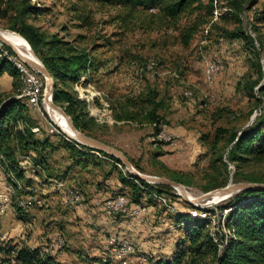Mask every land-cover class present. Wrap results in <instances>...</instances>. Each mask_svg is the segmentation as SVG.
<instances>
[{"label": "trees", "instance_id": "1", "mask_svg": "<svg viewBox=\"0 0 264 264\" xmlns=\"http://www.w3.org/2000/svg\"><path fill=\"white\" fill-rule=\"evenodd\" d=\"M219 3L225 8V12L219 13L216 20H212V13ZM251 3L252 0H249V6H245L244 0H70L68 9L72 12V18L77 21L76 27H84L93 23L91 10L87 4L113 7L118 12L110 18V22L117 21L119 28L128 30L132 27L142 32L176 31V37L182 46H186L203 26H207V32L216 30L222 37L240 39L243 49L253 58L252 71L241 82L238 81L235 87L246 90L254 97L258 103L256 114L239 127L225 126V129L217 127L209 148L213 150V146H216L219 140L217 134L221 130L226 132L228 144L226 161L234 166L232 182L264 183L261 176L243 174L239 171L250 160L264 157V82L255 89L262 74L258 46L239 26L241 13L250 8ZM47 11L46 7L36 6L29 0H0V26L16 32L27 42L34 56L53 79L52 102L70 117L73 126L79 132L96 138L92 129L104 126L100 122L109 114L106 112L108 103L99 93L80 90L76 86L93 82L94 76L105 64L96 60L92 49L80 48L58 32L47 36L39 26L28 21L29 17ZM217 20L223 22L232 20L234 27L232 29L219 27ZM262 45L264 46V41ZM1 48L9 55H15L6 45L1 44ZM2 73L11 77L12 91L0 92V169L7 180L12 176L27 188L30 180L24 176V170L19 164L20 159L28 157L34 173L39 176L44 172L48 177L50 174L47 171V159L57 145H53L49 140L48 132H45L48 134L40 130L37 134L31 132L30 127L35 121L29 115V105L24 99L14 97L18 90L15 80L20 79V71L0 50V76ZM177 73L180 74V71L177 70ZM158 93L153 86L145 85L139 95L122 98V102L118 103V109L117 106L112 107L110 114L116 121L148 124L152 130L151 135L157 137L160 133V123H165L163 115L158 112L163 108L162 98ZM236 115L230 114L229 117L233 119ZM219 117L220 115L212 117V121L216 122ZM39 134L42 135L38 137ZM59 143L75 157L89 155L88 151L93 150L81 144L74 145L72 141L59 139ZM98 154L120 164L112 155L101 151ZM130 163L140 170L133 162ZM208 166L213 167L212 164ZM121 167L123 168L122 165ZM161 169L165 178L185 184L181 171H168L162 164ZM118 179L128 188L126 192L119 194H123L131 206L139 203L146 205V201L154 202L157 200L155 195L160 196L165 189H170L168 185L151 184L135 178L127 171H124V174L119 173ZM15 183L12 182L14 188ZM225 183L226 179L215 181L206 189L222 187ZM70 187L81 192L75 186ZM186 205L194 207L187 203ZM26 208L12 205L15 215L21 220L24 219ZM224 209L226 212L223 222L220 226L217 221L218 228L215 230H212L204 220L174 212L175 225L181 224V236L174 243L170 258L154 261V264H264V189L244 188L234 192L220 204L201 210L219 220L220 216L216 214ZM98 262L112 263L109 260H101V257ZM0 264L57 263L52 256L39 251L38 248L0 240Z\"/></svg>", "mask_w": 264, "mask_h": 264}, {"label": "rangeland", "instance_id": "2", "mask_svg": "<svg viewBox=\"0 0 264 264\" xmlns=\"http://www.w3.org/2000/svg\"><path fill=\"white\" fill-rule=\"evenodd\" d=\"M29 1L36 6L46 7L48 10L41 15L29 17L28 21L31 24L39 26L47 36L53 32H58L65 39L72 40L76 46L87 48L88 50L92 49V54L96 60L98 62H104V67L94 76L93 82L80 86H76V84L75 86L80 90L85 89L99 93L108 103L106 112L111 111V108L114 106H117L118 109V103L122 102V98L137 96L139 95L138 93L144 90L145 85H149L157 89L159 96L162 98L163 108L158 110L159 114H169L171 112L194 115L209 114L207 120L201 126L202 131H198L199 133L193 139V148L190 150L192 153L184 163L186 170L181 171L183 174L182 179L185 183L184 188L191 198L208 191L209 189L207 190L206 187L215 181L226 179L224 185L235 183L232 182L234 166L232 163L226 161V150L228 148L226 140L227 133L221 130L217 134L219 140L216 146H213V150L209 148V145L211 144L213 135L216 134L215 130L217 127L223 129H225V126L239 127L256 114L258 103L255 102L254 97L248 94L246 90L241 88L236 89L235 87L238 81L241 82L252 71L251 60L253 58L243 49L240 39L222 37L216 30L207 32V26H203L194 34L186 46H182L178 42L176 31L160 30L142 32L132 27L128 30H123L119 28L117 21L110 22V18L118 12L116 8L109 6L101 7L93 4H87V7L91 10L93 23L90 26L76 27L77 21L72 18V12L68 9L70 0ZM244 3L245 6H249V0H244ZM216 6L212 13V20H216L219 13L225 12V8L222 7L221 3ZM182 22L183 19L180 20V23ZM217 22V26L225 29H232L234 27L232 20H228L227 22L217 20ZM239 26L254 40L255 45L258 46V60L261 64L262 74L255 87L256 89L264 82V46L262 45L264 41V0H252L250 8L245 9L241 13V23ZM0 28L2 27L0 26ZM0 50L2 51L1 46ZM10 58L18 60L16 55H10ZM210 59L218 64L219 71L217 74H214V77L211 76L209 78L208 65L210 64ZM11 61L14 64L16 63L15 65L20 71V79L15 80V86L18 90L14 97L24 99L19 96H24L23 81L24 78H27L29 66L27 67L21 61L15 62L13 59ZM144 66L147 67V70L144 69ZM177 70L180 71V74L177 73ZM205 70L206 73H204ZM32 71L39 78L42 84L41 93H44L43 77L36 73V71ZM177 74L180 78H178ZM255 76L253 72V78ZM24 100L29 105V114H35V119L33 120L36 121L33 126L36 127L34 128V132L30 128L32 133H38L40 130L42 133L48 134L44 131L46 122L53 120L55 122L52 121L55 126V131H53L52 136H49V138L53 142L62 139L66 142L72 141L74 144H77L73 140V137L64 130V121L67 127L68 124L62 115L61 117L64 118V121L60 116L53 117L49 114L46 102L39 104V111L34 106H31L27 99ZM186 101L189 102V105L185 103ZM40 114L44 115L41 116ZM230 114L237 115L231 119L229 117ZM216 115H220L216 122L208 121L213 120L212 117ZM37 120L42 125L36 123ZM160 124L165 125L164 123ZM136 128H138L137 124L119 123L101 126L92 130L96 136H103L106 140L115 143L116 141L120 142L119 135L121 132L125 131L130 133L132 132L131 129L135 130ZM145 135L151 136L152 142H155L156 145L166 144L158 141L161 139V131L157 137L156 135H151V133ZM195 144L198 146V149H194ZM60 152L61 150H58L55 156H59ZM209 164H212L213 167H209ZM30 168L31 165H28L23 170L25 175L32 177ZM122 169L124 170V168ZM137 171L145 173L140 170ZM239 171L243 174L264 178V157L259 160H250ZM12 182H16L15 188ZM25 187L21 182L14 180L12 176H10V180H7L0 174V221L1 217L6 218V227H3L1 232L2 234L5 233V237L10 235L9 240L17 238L15 229L17 224H19L12 205L26 208L28 204L27 207L32 205V202H35L33 197H35L34 194L37 193V190H35L34 185L31 187L29 185L27 187L28 189ZM176 190V188L170 187V189H165L160 196L155 195L157 200L154 202L158 206L154 212H150L151 215H155V218L147 225L146 229H148V232L141 237L143 239H139L141 242L145 241V245L146 241L151 244L154 243L155 246L153 247L159 250L156 251V255L166 256V253L173 250L174 243L181 236V224L175 225L176 219L174 212H179L184 215L189 214L190 217L197 218L200 221L204 220L212 230H215L217 228L215 216L208 215L201 209L212 208L226 199H217L214 201V198H209L206 199L207 201H200L197 206L189 207L177 194ZM70 192L78 193L80 202H82L84 197L82 192L69 190L67 195ZM113 197H124V195L118 193L113 195ZM22 199H25V201ZM104 202L105 207L109 201L106 199ZM78 203L79 201H73L71 206ZM143 205L146 208L147 204ZM9 206H11V212L8 210ZM161 207L168 210H164ZM107 211L110 213L109 215L106 212L107 215L111 218L117 215H131L121 214L114 208H109ZM225 212L224 209L216 214L220 216L218 220L220 226L223 222ZM140 215L132 216L139 218ZM154 227L155 229H153ZM24 232V236L29 235L27 230ZM113 237L110 236L107 238ZM119 237H121L119 238L120 240H125V245L132 247L133 252L120 253L119 260L118 254L113 251L114 249L112 247L119 246V239L107 240L101 251V253L104 252L102 254L103 261L109 260L111 262L126 264L127 260L139 257L137 260H142V264H154L152 261L153 256L148 248L152 246L147 245L143 248L135 239H132L128 235H120ZM40 247H37L39 251L47 249V254H49L47 247Z\"/></svg>", "mask_w": 264, "mask_h": 264}, {"label": "crops", "instance_id": "3", "mask_svg": "<svg viewBox=\"0 0 264 264\" xmlns=\"http://www.w3.org/2000/svg\"><path fill=\"white\" fill-rule=\"evenodd\" d=\"M204 73H206V70ZM205 76L207 75L205 74ZM11 80L8 74H1L0 92H11ZM185 103L189 105V102L186 101ZM29 115L32 119H35V114ZM162 115L165 119L166 131L177 136L176 141L172 144L156 145L155 142H152L151 136L145 135L151 133V127L148 124H137L138 128L131 129L132 132L130 133L121 132L119 135L120 142L112 143L103 136H96L95 139L120 150L146 174L165 177L161 164L168 171H184L186 170L184 163L192 153L190 150L193 148V139L199 133L198 131H202L201 126H203L209 114L194 115L171 112ZM208 121L211 122L212 120ZM36 123L40 124V121L37 120ZM119 123L136 124L129 121H116L112 118V114H107L100 122L104 126ZM35 127H30L32 132H34ZM44 131L46 132L45 128ZM53 131L55 129L51 127V134ZM49 140L53 145H57L47 159V171L50 175L47 177L42 172L38 176L34 173L32 166L30 168L32 177L24 173L25 178L30 180V187L34 185L35 190H37V193L34 194L35 197H33L35 202L24 209L26 214L23 220L18 218L19 224L15 229L17 238L13 240L8 239L10 235L5 237V233L2 234L3 227H6V218L1 217L0 240L3 242L9 240L10 243L24 245L29 248L41 246L40 248L47 247L49 249L50 247L49 255L53 257L57 264H98L100 254L102 260V254L104 253H101L104 243L107 242V237L110 236L121 238L120 235H128L143 248L147 245L155 246L154 243L151 244L148 241H146V245L144 240V242L139 241L148 232L147 225L155 218V215L150 214L158 206L154 202L146 201V209L141 215L139 214V218L132 215H117L111 218L107 215V213L110 215L107 211L109 208H107V205L104 207V201L110 196L113 197L112 195L116 193L126 192L128 189L118 179L119 173L124 174L121 165L109 158L102 157L94 150H89V155L75 157L59 143V139L56 142H53L50 138ZM195 148L198 149L196 144L194 145ZM58 150H61V152L59 156H55ZM19 164L23 169L31 165L28 157H22ZM151 169L152 171H150ZM0 174L4 177L1 169ZM63 185L66 194L69 190H73L74 187L70 186L80 189L84 195L80 206L79 203L69 208L63 205L61 191L56 187ZM8 210L11 212V206L8 207ZM24 229L28 231V236H24ZM56 238L59 239L58 248L55 246ZM61 247L63 248L61 249ZM152 247L148 248L153 256V262L170 258L171 252L166 253V256L156 255V251L159 250ZM138 258L127 260L126 264H142V260H137ZM111 264L120 263L112 262Z\"/></svg>", "mask_w": 264, "mask_h": 264}, {"label": "water", "instance_id": "4", "mask_svg": "<svg viewBox=\"0 0 264 264\" xmlns=\"http://www.w3.org/2000/svg\"><path fill=\"white\" fill-rule=\"evenodd\" d=\"M3 30H0V33ZM0 43L6 45L10 50V45L1 37L0 35ZM27 43V42H26ZM18 59L26 64L27 66L31 67L35 70L38 74H40L44 79V87L46 93L43 95V100L46 104L54 109H56L60 114L66 118L68 121L70 130L74 134L73 140L80 143L81 145L87 146L89 148L95 149L97 151L104 152L106 154L114 156L120 164L123 166L124 170L127 171L131 176L144 180L146 182H150L153 184H164L168 185L172 188H176L177 194L181 197V199L190 205L197 206L198 203L202 200L207 199L208 197H219V199H225L229 197L234 192H237L244 188H251V189H264V183L259 182H235V183H228L222 187L214 188L208 190L197 197H193L190 199L186 194L181 193L179 190L186 192L184 185L178 183L176 181L170 180L165 177L150 175L138 172L129 162L127 157L115 147L108 145L104 142H101L95 138L87 136L81 132H79L72 124V121L68 115L64 113V111L56 104H54L51 100V93L53 88V79L48 73V71L43 67L41 62L32 54V59L26 57H18ZM207 201V200H206ZM207 203V202H206Z\"/></svg>", "mask_w": 264, "mask_h": 264}, {"label": "built area", "instance_id": "5", "mask_svg": "<svg viewBox=\"0 0 264 264\" xmlns=\"http://www.w3.org/2000/svg\"><path fill=\"white\" fill-rule=\"evenodd\" d=\"M1 46V43H0ZM2 54L5 55L8 59H13L15 62L20 61L19 59L16 60L14 58H10V55L6 50L2 49ZM27 66V65H26ZM28 67V66H27ZM210 68L212 72V77H214V74H217V69L214 68V62L210 60ZM33 69L28 67V75L27 78H24V96H19L21 98L27 99V101L31 104V106H34L37 110L40 111V103H42L43 100V95L41 93L42 90V84L39 80V78L34 74L32 71ZM35 71V70H34ZM37 73V72H36ZM43 116L44 114H40ZM51 127H55L52 121H47L46 122V130L48 133L51 134ZM160 131H161V139L158 141L164 142V143H174L177 139V136L174 134H171L166 131L165 125L160 124ZM150 183V182H148ZM153 184V183H151ZM60 191L62 195V202L63 205L69 208V204H72V201H79V206L80 204V199H71L69 196L64 192V185L63 186H56ZM168 198V197H167ZM169 199V198H168ZM25 201V199H22ZM109 207L115 208L119 213L121 214H131V215H139L143 213L144 211H134L133 209L130 208L128 201H124L122 197H109ZM164 210L166 208L162 207ZM174 209V208H173ZM105 213V212H104ZM218 220L216 219V225ZM218 228V226H217ZM111 239H119L116 236L113 238H108V240L111 241ZM55 246L58 248V238L55 239ZM114 251L118 254V259L120 260V253L124 252L126 249L123 248V240L119 239V246H112ZM49 249H51L49 247ZM127 262V261H126Z\"/></svg>", "mask_w": 264, "mask_h": 264}, {"label": "bare ground", "instance_id": "6", "mask_svg": "<svg viewBox=\"0 0 264 264\" xmlns=\"http://www.w3.org/2000/svg\"><path fill=\"white\" fill-rule=\"evenodd\" d=\"M0 30H3L0 35L1 37L10 45L11 47V50L15 53V55L18 57H26V58H30L32 59V51L30 49V47L28 46V44L26 43V41L20 36L18 35L16 32H13V31H10L8 29H3V28H0ZM34 55V54H33ZM33 60V59H32ZM211 60V59H210ZM213 61V60H212ZM17 62V61H16ZM23 63V62H22ZM16 64V63H15ZM24 64V63H23ZM26 65V64H24ZM151 65V64H149ZM18 66V64H17ZM152 66V65H151ZM214 68L217 69V73H218V69H219V66L217 63L214 62ZM144 69L147 70V67L144 66ZM208 72H209V78L212 76V72H211V68H210V64L208 65ZM22 79V78H21ZM24 82V81H23ZM45 89V87H44ZM46 93V90H44V93H42V95H44ZM44 102V101H43ZM42 102V103H43ZM49 107V108H48ZM47 107V110L49 112V114L53 117H61L62 114H60L56 109L48 106ZM49 116V115H48ZM63 116V115H62ZM64 117V116H63ZM61 117L64 121V118ZM66 120V118H65ZM53 121V120H52ZM67 121V120H66ZM54 122V121H53ZM55 123V122H54ZM67 124H68V121H67ZM63 128L64 130L69 134L71 135L72 137H74V134L72 133V131L70 130V127H69V124H68V127L66 126L65 124V121H64V125H63ZM77 144H80L77 142ZM95 152H99L95 149H93ZM181 193L183 194H186L190 199H192L187 192H183L182 190H179ZM66 193V192H65ZM69 198H76V199H79V194L76 193V192H70V194L68 195ZM123 200H125L124 197H122ZM209 198H214L213 200H217L219 199V197H208L207 199ZM206 200V199H205ZM211 200V199H210ZM220 200V199H219ZM126 201V200H125ZM73 203V201H72ZM212 203V202H211ZM129 206H130V202H128ZM71 206V204H69V207ZM107 208H113V207H109V202L107 203ZM131 209H133L134 211H144L146 208L143 204L139 203V204H135L133 205L132 207L130 206ZM115 209V208H114ZM168 210V209H166ZM58 244H59V239H58ZM123 248L126 249L124 252H121V253H132L133 250H132V247L129 246V245H125V240H123ZM43 253H46L47 254V249H42L41 250ZM114 251V250H113Z\"/></svg>", "mask_w": 264, "mask_h": 264}]
</instances>
